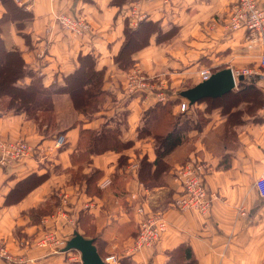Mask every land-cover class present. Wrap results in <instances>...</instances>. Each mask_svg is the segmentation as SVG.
Returning a JSON list of instances; mask_svg holds the SVG:
<instances>
[{
  "label": "crops",
  "instance_id": "0c3cea01",
  "mask_svg": "<svg viewBox=\"0 0 264 264\" xmlns=\"http://www.w3.org/2000/svg\"><path fill=\"white\" fill-rule=\"evenodd\" d=\"M126 1L8 0L5 4L0 0L4 49L16 51L22 67L36 72L45 87L34 95L27 111L0 113V138H21L37 147L32 156L0 165V242L12 254H25L31 259L28 264H67L75 257L68 256L71 249H64L66 237L53 247L37 241L48 229L66 234L83 214L85 224L97 236L95 244L102 259L115 254L118 264H168L170 253L181 245L190 247L192 257L185 259L180 253L179 264H264V196L255 183L259 176L264 177V76L248 77L262 94L261 104L243 98L231 107L230 111L239 110L232 116L222 113L221 106L206 111L205 101L191 104L187 111L191 120L196 123L200 110L205 121L189 128L184 140L164 156L160 183L146 187L137 175L142 157L150 162L156 157L154 138L138 136L143 113L165 102L170 103L173 114L180 113L184 98L179 91L199 82L202 68L213 72L224 67H256L264 51V34L227 29L226 21L237 0L145 1L139 8L145 14L142 19L173 34L156 40L157 32H152L148 43L131 53L134 67L156 76L158 82L156 90L146 96L128 94L125 70L114 62V56L125 37V19L131 28L142 19L129 23L131 1ZM257 1L264 7V0ZM56 13L84 17L90 29L82 35L72 33L59 25ZM83 55L93 57L94 68L103 72L101 89L109 92L102 108L90 116L74 109L67 92L51 88L52 84H65V77L80 66ZM2 57L5 59L0 48ZM30 80L24 75L17 84ZM158 91L164 99L159 100ZM41 110L53 112L55 126L35 121L33 114ZM102 126L118 127V138L130 145L91 156L81 167L82 174L94 169L100 172L90 189L84 180H72V169L77 166L70 155L82 128ZM59 134L66 141L57 148L54 139ZM188 159L208 166L204 180L215 197L205 215L180 211L171 202L181 192L175 170ZM155 167L152 164L151 172ZM32 172L48 175L19 200L6 202L15 183ZM105 178L110 182L100 187ZM42 205H50L53 211L35 219L29 210ZM139 205L161 212L168 228L152 247L129 254L138 232ZM79 231L84 234L83 229ZM0 264L16 263L0 259Z\"/></svg>",
  "mask_w": 264,
  "mask_h": 264
},
{
  "label": "trees",
  "instance_id": "16d2710c",
  "mask_svg": "<svg viewBox=\"0 0 264 264\" xmlns=\"http://www.w3.org/2000/svg\"><path fill=\"white\" fill-rule=\"evenodd\" d=\"M2 1L7 4L8 0ZM126 2H128V0ZM23 15L28 16V13L25 12ZM125 20V37L118 53L114 56V62L125 71H128L134 67L131 53L146 45L152 32H157L155 37L156 40L167 38L173 33L172 30L163 32L156 23L150 20H139L135 28L129 26L127 18ZM0 48H2L5 55V59L4 57L0 59V113L27 111L33 103L34 95L38 92H43L45 87L41 79L36 75V72L22 67V61L18 60L16 51H6L1 40ZM80 60V66L73 73L65 77L64 85L52 84L51 88L57 92H67L71 97L74 109L90 116L102 108L103 104L107 101L109 92L101 89L103 72L94 68L93 57L91 55H83L80 56ZM24 75H29L31 77L30 82L23 85L17 84V80ZM226 96H228V100L222 101ZM243 98L249 99L253 104H261L263 100L262 94L257 88L256 83L248 77L237 81L236 90L232 89L221 96L206 97L197 102L205 101L207 103L206 111H209L212 107L221 106L222 113H227L228 116H232L239 110L230 111L231 107ZM187 111L173 114L171 112L170 103L165 102L164 104L156 103L143 113L142 120L137 127L138 136L143 137L151 135L155 141L156 153L153 162L148 161L146 157H142L139 162L137 175L139 180L143 182L146 187L160 183L159 180L162 169L165 166L163 161L164 156L184 140L185 132L189 128L194 126L195 128L200 127L199 125L205 121V117L200 110L197 111V117L202 115L203 119H199L196 123L191 120V117H186L183 121H180V114L184 115ZM40 115L47 117L49 113L40 111V113L34 114L33 117L35 121L42 126V121L45 118L37 119ZM46 125L49 126L48 124ZM118 129V127L111 129L102 126L97 130L89 128H82L80 130L76 150L70 155L71 163L77 166L76 169H72V180H84L86 186H90V189L96 185V180L100 178V172L94 169L89 174H82L81 167L91 160L92 155L99 154L106 149L113 148L115 150H120V148L130 145V142L122 141L118 138ZM121 159H123V157H120V160ZM152 164H155L156 167L151 172ZM47 175L48 172L42 174L32 172L26 177L21 178L9 190L5 201L13 202L19 200L27 192L45 180ZM52 211L53 208L50 205H42L29 210L31 216L35 219L42 215L50 214ZM85 220V215L80 214L76 220V225H79L84 230V234L82 233L84 237H88L87 233L90 232L92 236L88 238H91L96 246L97 236L95 237L93 230H89L85 224ZM76 232L79 233L77 229H75L73 234ZM97 251L101 256L98 248ZM180 253L185 259H190L192 257L190 247L181 245L170 253V257L172 258L169 259L168 264H179L177 262V256ZM67 264L82 263L70 261Z\"/></svg>",
  "mask_w": 264,
  "mask_h": 264
},
{
  "label": "built area",
  "instance_id": "2783aa9c",
  "mask_svg": "<svg viewBox=\"0 0 264 264\" xmlns=\"http://www.w3.org/2000/svg\"><path fill=\"white\" fill-rule=\"evenodd\" d=\"M150 0H132L127 17L129 23H134L138 19L145 17L140 11L143 2ZM163 3H170L173 0H160ZM54 18L59 25L68 31L77 35H82L90 29V23L80 16L67 13H56ZM226 27L229 31L243 28L252 35L264 34V7H261L257 0H237L232 5L229 17L226 21ZM232 75L237 84L239 74L244 77L252 75L264 76V51L260 55L259 64L256 67H241L232 69ZM211 74L208 68H202L199 71L200 80L207 79ZM157 84L150 81V76L137 67L131 68L127 72L125 89L128 94L146 96L149 92L155 91ZM159 100L164 99L162 91H158ZM190 104L186 99L180 102V111H187ZM66 141L64 134H59L54 139V146L61 147ZM37 152V147L31 145L24 139H3L0 138V165L8 164L27 156H32ZM208 166L201 160L188 159L184 161L175 170V178L181 186V192L171 201L173 206L180 210H193L200 214H206L212 206L213 192H210L205 184L204 175ZM110 182L109 178L101 181L100 187H105ZM256 185L261 196H264V177L261 175L256 179ZM136 212L140 215L138 221V232L134 237L129 254L141 251L146 247H152L166 232L168 221L161 212L147 211L142 205L136 207ZM53 215L45 217V221L52 219ZM46 233L39 238L37 244L41 246L53 247L58 245L59 240L55 231L48 229ZM38 244V245H39ZM0 259L10 261L16 264H28L31 259L25 254H12L6 246L0 242ZM107 264H118V258L115 254H108L103 259Z\"/></svg>",
  "mask_w": 264,
  "mask_h": 264
},
{
  "label": "water",
  "instance_id": "95a60500",
  "mask_svg": "<svg viewBox=\"0 0 264 264\" xmlns=\"http://www.w3.org/2000/svg\"><path fill=\"white\" fill-rule=\"evenodd\" d=\"M245 77L237 76V81ZM236 87V81L230 67H224L211 72L207 79L200 80L196 84L179 91V95L186 99L189 104L206 97L221 96ZM64 249H77L80 253L82 264H107L99 255L91 238L84 237L81 233H74L67 240Z\"/></svg>",
  "mask_w": 264,
  "mask_h": 264
},
{
  "label": "rangeland",
  "instance_id": "374dc122",
  "mask_svg": "<svg viewBox=\"0 0 264 264\" xmlns=\"http://www.w3.org/2000/svg\"><path fill=\"white\" fill-rule=\"evenodd\" d=\"M129 71V70H128ZM128 71H125V82H126V80H127V72ZM147 73V72H146ZM148 74V73H147ZM149 76H150V81L151 82H153V83H155V84H157V82H158V78H156V76H154V75H150V74H148ZM42 111V110H41ZM47 113H49V116H47V117H45V116H43V115H40V117H38L37 119H40V118H45L43 121H42V124H48L50 127H53V126H55L56 125V121L55 120H53L54 118H53V116H52V114H53V112L52 111H47V110H45ZM184 112V111H183ZM38 113H40V111L38 112ZM181 116H180V118H182V119H180V121H183L186 117H190L191 116V113H189V112H185L184 113V115L183 114H180ZM33 116H34V114H33ZM51 116V117H50ZM179 117V116H178ZM199 119H203V116L201 115V116H198L197 117V121H199ZM173 120V119H172ZM75 229H77V231L79 232V233H81L82 234V232H80L79 230H82V228L79 226V225H76V223L74 224V225H71V229L66 233V234H64V235H62V234H60L61 232H63V231H60V232H54L55 233V235H56V237L58 238V240H59V243H58V245H60L61 243H62V239L61 238H64V237H66V239H64V240H69V238H71L72 237V235H73V231L75 230ZM46 232L44 231L43 232V234L41 235V237H43V235L45 234ZM41 237H40V239H41ZM39 244V243H38ZM40 245V244H39ZM57 245V246H58ZM56 246V245H55ZM68 256H70V257H75V259L73 260V261H78V262H81V259H80V253H79V251L77 250V249H71V254L70 255H68Z\"/></svg>",
  "mask_w": 264,
  "mask_h": 264
}]
</instances>
